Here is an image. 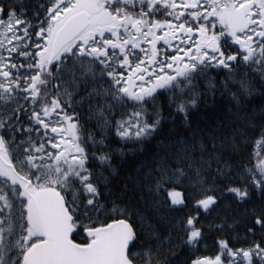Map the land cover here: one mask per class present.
Returning a JSON list of instances; mask_svg holds the SVG:
<instances>
[{
    "label": "snow or ice",
    "instance_id": "1",
    "mask_svg": "<svg viewBox=\"0 0 264 264\" xmlns=\"http://www.w3.org/2000/svg\"><path fill=\"white\" fill-rule=\"evenodd\" d=\"M240 64L264 83V0H0V264H171L161 256L174 241L171 231L162 237L160 220L130 199L103 202L109 178L90 164L112 170L111 154L100 150L107 137L96 139L77 109L93 113L102 134L114 128L139 143L160 126L159 90L177 93L170 102L187 121L199 100L193 81L213 69L236 77ZM237 84L231 95L239 105L254 81L245 74ZM237 114L255 126L256 116ZM259 119L255 144L264 148V113ZM247 138L233 127L217 140L220 149L200 145L207 159L190 160L197 176L223 163L217 174L232 184L203 187L198 210L180 220L181 242L192 251L205 235L199 209L217 207L218 197L250 200L247 184L225 176L232 166L221 151L235 152ZM256 156L240 175L264 194V157ZM159 172L149 191L187 208L185 193L166 187L181 183L184 168ZM246 211L247 234L258 227L261 241L233 248L220 239L217 255L191 264H264V202Z\"/></svg>",
    "mask_w": 264,
    "mask_h": 264
},
{
    "label": "trees",
    "instance_id": "2",
    "mask_svg": "<svg viewBox=\"0 0 264 264\" xmlns=\"http://www.w3.org/2000/svg\"><path fill=\"white\" fill-rule=\"evenodd\" d=\"M32 2L35 3L36 0ZM234 71L240 75L229 77L227 70L213 69L209 70L206 76L198 77L193 81L192 91L199 95V100L196 107L190 110L187 121L184 120L183 113L176 110L175 103L170 102V97L177 93L160 91L161 94L157 98L162 116L160 126L152 137L139 143L134 140H122L116 135L114 128L102 134L95 115L89 113L86 108L77 109L83 114L87 129L96 139H100L101 135L107 137L105 140L107 147L100 150L111 154L112 170L101 169L96 163L90 164V167L103 172L109 178L103 202L110 207L112 200L122 203L130 199L154 222L160 220L157 226L162 237H167L171 231L174 241L171 245L165 244V249L171 248V251H165L161 256L171 264H191L197 256L214 257L219 253L220 239L228 240L233 248H247L253 242L262 239L258 227L255 229V236L247 234L248 229L253 227V222L251 212L246 209L250 210L264 202V194L240 173L256 164L257 152L264 157V148H258L255 144V140L260 135L259 125L262 122L259 116L264 113V83H261V78L255 72L243 64L234 66ZM245 74L254 81V91L237 105L231 93L239 92L237 82L245 78ZM189 94L186 89L185 96ZM147 107L151 113L152 105ZM238 108L250 116L257 117L254 127L247 126V120L237 114ZM115 115L117 119L120 118V108L116 109ZM151 119L152 117L149 116L150 122ZM233 127L242 129L248 134V138L240 142L235 152L221 149L224 158L232 166L225 176L235 181L236 185L247 184L250 200L242 204L235 199L226 200L224 197H218L217 207L207 212L199 209L200 222L205 235L196 250L192 251L189 246L181 242L184 233L177 227L180 220L188 214H195L198 210L193 205L195 200L201 197L203 187H210L213 181L218 187H229L232 184L217 174L218 167L223 170V163L213 162L210 169L206 171L201 169L200 176H197L195 168L189 167V163L191 159H199L201 156L207 159V152L200 150L201 144L208 152L211 151L213 143H216V147L220 149L217 140L221 136H228ZM214 137L217 139L214 140ZM183 141H188L186 149L180 148ZM180 167L184 168L186 176L181 178L179 185L173 183L166 187H178V190L183 191L187 197V208L171 205L170 198L163 192L156 194L149 191V188L154 186V179L160 175L159 169ZM197 181H206V183ZM174 228L176 230H173ZM73 238L78 243L84 242L83 233L76 232Z\"/></svg>",
    "mask_w": 264,
    "mask_h": 264
},
{
    "label": "water",
    "instance_id": "3",
    "mask_svg": "<svg viewBox=\"0 0 264 264\" xmlns=\"http://www.w3.org/2000/svg\"><path fill=\"white\" fill-rule=\"evenodd\" d=\"M75 233H76V232H75ZM75 233H73V237H74ZM84 235H86V234H85V233H83V236H84Z\"/></svg>",
    "mask_w": 264,
    "mask_h": 264
},
{
    "label": "rangeland",
    "instance_id": "4",
    "mask_svg": "<svg viewBox=\"0 0 264 264\" xmlns=\"http://www.w3.org/2000/svg\"><path fill=\"white\" fill-rule=\"evenodd\" d=\"M159 91H162V90H159ZM173 206H175V207H180V206H177V205H173Z\"/></svg>",
    "mask_w": 264,
    "mask_h": 264
}]
</instances>
